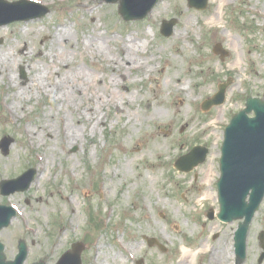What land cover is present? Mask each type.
I'll use <instances>...</instances> for the list:
<instances>
[{
    "label": "rangeland",
    "instance_id": "rangeland-1",
    "mask_svg": "<svg viewBox=\"0 0 264 264\" xmlns=\"http://www.w3.org/2000/svg\"><path fill=\"white\" fill-rule=\"evenodd\" d=\"M6 1L12 4L20 0ZM38 1L49 10L30 20L26 14L31 9L27 13L20 12L19 7L0 2V53L11 55L1 54L0 57L13 65L17 83L27 82L29 67H47L48 59H43L42 53H49V35L63 22L73 26L70 44H75L86 32L92 36L99 33L112 53L116 52L118 38L127 35L138 38L135 34L144 32L149 42L147 50L164 48L159 59L162 66L165 57L177 58L180 72L186 76L197 73L194 80L202 81L207 92L197 99L196 106L188 108L201 122L200 130L189 133L180 127L171 132L156 130L154 136L162 143L161 154L157 155L147 149L148 142L140 137L139 128L129 125L126 118L116 117L112 107H97L103 118L91 126L80 125L77 142L72 144L66 142L62 130L65 121L67 129L68 122L75 123L72 108L63 105L57 111L50 97L34 95L20 102L15 113H11L5 108L6 102H11L5 81L10 75L8 72L2 75L0 69V140L4 136L12 138L6 153L0 148V184L3 179H16L25 171L36 170L34 181L25 191L8 194L10 186L4 194L0 193V206L14 205L17 210L9 224L0 229L6 259H14L22 240L28 249L23 264L39 261L55 264L74 242L83 246L81 264H92L96 242L99 251L104 247L103 254L97 256L100 264H137V260H141V264H177L183 245L193 251L200 245L214 249L224 247L228 249L226 253L233 254L228 263L236 264L232 238L239 221L222 223L207 219V214L211 208L218 211L216 181L224 126L233 113L244 108L247 96L263 95L264 0H225L223 7L221 0H209L204 10L188 7L187 0H159L145 18L134 21H123L117 13V3ZM214 17H217L215 23L212 22ZM10 18L14 20L7 21ZM164 19L177 21L173 34L168 37L160 34ZM189 19L191 23L184 32ZM180 32L182 36L176 39ZM230 35L237 41L235 46L230 43ZM217 43L229 52L228 56L220 59V55L213 52ZM62 45L58 47L60 50ZM178 48L184 51L182 55L176 54ZM69 57L73 58L74 53ZM75 58L80 65L84 64L82 56L76 54ZM138 61L136 58L135 62ZM89 69L87 71L92 72ZM127 72L128 85L132 79L136 80L129 85L128 92L139 96L131 112H141L145 108L141 97L151 96L155 84L151 79L138 81L140 75ZM159 76L160 73L155 78ZM102 77L101 90L110 74ZM229 78L224 103L208 111L200 110V101L215 93L217 84ZM164 99L171 102L172 95L167 94ZM77 104L80 101L74 105ZM44 113L52 114L50 123L54 134L39 130V124L47 119ZM210 119V122L218 120L217 126L215 123L206 126ZM143 126L150 129L146 124ZM28 129L35 138L26 132ZM193 144L207 147L205 162L190 172L176 170L172 161L186 154ZM132 155H136V159H130ZM38 164L44 167L39 168ZM209 171L212 172L208 177L210 181L206 177ZM206 192H209L208 200L197 202V197L201 198ZM263 231L264 197L249 225L243 264H264V259L258 262L264 252L259 242ZM117 239L132 248L134 259L122 253ZM147 239H155L158 245L149 246ZM104 254L113 255L115 259L104 261ZM209 254L200 255L194 261L188 259V264H227L217 252V263L209 261Z\"/></svg>",
    "mask_w": 264,
    "mask_h": 264
},
{
    "label": "bare ground",
    "instance_id": "bare-ground-1",
    "mask_svg": "<svg viewBox=\"0 0 264 264\" xmlns=\"http://www.w3.org/2000/svg\"><path fill=\"white\" fill-rule=\"evenodd\" d=\"M224 4L225 0H221L220 6L223 7ZM216 19L217 17H214L212 22L215 23ZM190 23V19L186 21L184 32H186V28ZM71 29H73L71 24L67 26L62 22L61 25H57L55 31L49 35L51 44L49 53L45 55L42 53L41 56L43 59H48L47 67L43 69L38 65L29 67L28 80L23 85L16 82L12 70L13 65L0 57L2 75L6 72L10 75V77L6 76L5 78L6 88L9 90L8 96L10 95L11 97L10 104L7 102L5 104L8 111L15 113L14 110H16V106L20 102L27 101L34 95L50 97V103L54 106L53 109L55 108L57 111L63 105L72 108L70 111L72 116H75V123L71 125L72 122H68L67 129L65 121L62 127L66 142L72 144L77 142L76 133L80 125L84 127L91 126L103 118L99 115L97 107L100 109L112 107L116 117L126 118V122L129 125L139 128L142 132V136L140 137L144 138V140L146 139V142H148L147 149L155 151L157 155L161 154L159 148L162 146V143L158 136H154L156 130L167 129L171 132L176 127L183 128L185 133H189L190 130H200L201 122L198 120V117L195 118L193 116V112H190L188 108L189 106H196L197 99L206 94V85L202 81L194 80L198 76L197 73H189L187 76L181 73L179 61L175 57H165L164 66H162L159 59L162 57L160 53L164 48L147 50L146 46L149 42L145 37L146 33H136V36L139 35L138 38H134L135 36L131 35L118 38L117 42H115L117 43L116 52L112 53L107 50L99 33L92 36L86 32L85 36L80 37L75 44H70ZM181 34L180 32L177 36L175 35L176 39H179L182 36ZM230 39H232L230 43L235 46L237 43L235 38L230 35ZM111 40L113 38H110ZM61 44H63L62 50L58 48ZM72 52L74 53V57L70 58L69 56L73 55ZM183 53L184 51L180 48L176 51L178 55H182ZM1 54H7V57H11L10 53L2 52ZM76 54L82 56L84 60L83 65H80L75 58ZM136 58L140 61L135 62ZM88 67L92 69V72L87 71ZM128 70L133 75L136 73L141 76L138 81L151 79L152 83L155 84L152 87L151 96L141 97L145 108L141 112L139 110L136 111L137 114H135L136 112H131V110H133V103L137 102L139 96L128 92L129 85L136 80L132 79L129 85L125 82L126 76L129 74ZM159 73L160 76L155 78V75ZM108 74H110V78L108 81H105L102 91L101 86H99L104 81L102 75L107 76ZM191 88L192 92H189ZM99 91H102V94H99ZM167 94L172 95L171 102L165 101L164 97ZM191 95L196 96L191 97ZM77 101H80V104L74 105ZM51 117V113H48V115L44 113V118L47 119L39 124L41 132L48 131L49 133H55L50 123ZM104 117V122H106L107 113L104 114ZM70 119L72 120V117ZM61 120L63 121L64 118H61ZM210 121L211 119L206 126L210 127V125L219 122L215 119L212 122ZM145 124L150 126V129H145L143 126ZM26 132L35 138L29 129ZM179 138L180 135L177 139ZM183 144L184 142H182ZM170 147H172L171 144ZM138 150L141 149L138 148ZM130 159H136V155H132ZM38 167L43 168L44 165L38 164ZM211 175L212 172L209 171L206 177L208 178ZM207 180L210 181L209 178ZM208 197L209 192H206L201 198L197 197L196 201L208 200ZM68 225L71 227L70 223ZM97 245L98 242L93 245L95 257L92 260V264H100L97 256L103 254L104 247L101 246L99 251ZM131 249L127 245L122 249V253H133ZM227 250L224 247L214 249L207 247V245H200L197 251H193L183 245L181 246L180 257L176 263L188 264L189 260L194 261L196 257L210 253L211 255H208L210 257L209 261L217 263L215 261L219 254L227 264H231L228 261L232 258L233 254L226 253ZM108 258L114 260L115 256L104 254V261L108 262Z\"/></svg>",
    "mask_w": 264,
    "mask_h": 264
},
{
    "label": "water",
    "instance_id": "water-1",
    "mask_svg": "<svg viewBox=\"0 0 264 264\" xmlns=\"http://www.w3.org/2000/svg\"><path fill=\"white\" fill-rule=\"evenodd\" d=\"M108 3L119 2L118 12L124 20L142 19L149 12L157 0H152L150 4H141L140 0H104ZM189 6L198 9L206 7L207 0H188ZM9 6L22 7L25 10H32L26 14L27 19L42 16L46 13V9H36L30 3L15 2L8 4ZM20 18V19H26ZM10 18L7 21H12ZM174 21L163 22L161 32L169 35L172 30ZM214 52L220 53L221 58L225 53L220 50V45L214 47ZM229 85V81L218 85V92L207 99L202 104V110L207 111L214 105L224 102L225 90ZM246 108L232 116L230 123L225 129L224 144H222V156L220 160L221 177L218 181V202L219 213L218 218L224 222H231L234 219H242L244 221L239 224L235 237V247L237 254V262L239 264L245 251V237L249 222L254 212L262 201L264 194V101L258 98H247ZM251 110L255 112V118H249L247 113ZM10 137H3L0 142V148L7 152V147L11 144ZM207 150L203 147H194L188 154L179 157L175 162V168L181 171H190L198 164L205 160ZM33 179V171L25 172L19 178L1 185L5 188L7 185H13L8 192L24 191L29 187ZM4 192V191H2ZM249 196L248 203L245 201ZM2 209V211H1ZM13 213H8L4 207L0 206V229L5 228L10 221ZM264 235L261 234V246ZM149 245L154 242L148 240ZM19 253L13 262H5L3 254V246L0 244V264H22L26 256V248L23 241L18 244ZM82 246L79 243L72 245V250L66 252L57 264H80V253ZM264 253L261 255L263 258ZM43 264V263H36Z\"/></svg>",
    "mask_w": 264,
    "mask_h": 264
}]
</instances>
